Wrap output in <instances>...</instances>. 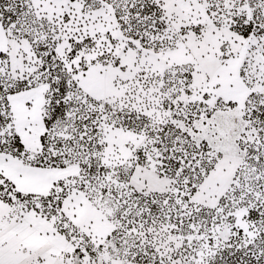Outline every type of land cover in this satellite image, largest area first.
I'll use <instances>...</instances> for the list:
<instances>
[{"label":"snow or ice","instance_id":"1","mask_svg":"<svg viewBox=\"0 0 264 264\" xmlns=\"http://www.w3.org/2000/svg\"><path fill=\"white\" fill-rule=\"evenodd\" d=\"M0 264H264V0H0Z\"/></svg>","mask_w":264,"mask_h":264}]
</instances>
